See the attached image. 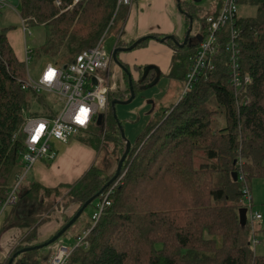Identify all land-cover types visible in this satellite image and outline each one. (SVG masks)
Instances as JSON below:
<instances>
[{
  "label": "trees",
  "instance_id": "trees-1",
  "mask_svg": "<svg viewBox=\"0 0 264 264\" xmlns=\"http://www.w3.org/2000/svg\"><path fill=\"white\" fill-rule=\"evenodd\" d=\"M55 1L20 0L21 18L25 24L50 28L58 42L74 45L73 59L97 45L117 8V0H84L72 9L68 8L73 0H61V7ZM240 2L257 7L256 17L238 21L241 64L244 72L253 78L248 89L249 103L238 105L236 90L228 79L224 48L223 57L215 60V69L206 71L207 78L201 79L147 135L132 143L122 169L124 176L110 197L111 206L104 209L90 232L89 248L75 249L67 264H264V255L255 254L249 245L248 222L245 227L240 224L242 186L233 176L240 156L245 161L243 169L249 185L252 178L264 177V0ZM180 6L195 18L198 9L194 3L181 1ZM119 15L126 21L128 9L120 8L115 20ZM185 23L187 32L190 25L187 17ZM161 38L155 34L148 40L160 43ZM147 41L136 49L146 46ZM135 42L118 46L130 47ZM164 44L182 55L181 62L173 64L169 77L180 74L184 80L197 45L180 49L171 40ZM135 67L132 84L136 95L157 83L153 84L151 74L142 80L141 69ZM126 68L130 72V66ZM25 77L26 64L17 58L7 30L3 29L0 32V204L21 174L19 161L24 144L19 131L29 96L45 102L43 96L22 90L20 81ZM125 79L128 80L127 76ZM126 95L111 94L109 101L114 97L129 99V90ZM212 100L224 109L222 129L214 127L216 112L207 107ZM109 113H114L111 106ZM118 132L122 138L120 128ZM88 134L91 137L83 138L82 143L100 157L98 133ZM120 137L108 135L113 150L103 148L102 163L92 165L68 188L69 205L78 208L55 234L114 177L116 169H110L113 164L117 168L126 148ZM198 150L208 155L210 165L195 168L194 153ZM41 190L46 196L60 192L58 188L52 190L40 184H34L30 191L35 194ZM35 198L29 196L24 201H39ZM45 204L44 200L39 202L40 211ZM40 211L26 225H36L35 233L18 245L4 264L19 250L44 243L31 244L37 238L35 217ZM34 252L37 254L39 250ZM34 254H22L13 264H43Z\"/></svg>",
  "mask_w": 264,
  "mask_h": 264
},
{
  "label": "rangeland",
  "instance_id": "rangeland-1",
  "mask_svg": "<svg viewBox=\"0 0 264 264\" xmlns=\"http://www.w3.org/2000/svg\"><path fill=\"white\" fill-rule=\"evenodd\" d=\"M181 1L194 3L196 5L198 11L195 15V18H193V31L191 35L193 37H202L205 31L203 29V25L206 23L207 18L213 15L215 10L220 8L221 0H201L197 1V3L193 2V0ZM7 2L9 6L0 9V32L3 29L7 30V36L11 44L14 45L21 62L25 60L26 48L33 52L31 54L29 63L26 64V77L29 73L32 78L38 79L48 64H57L58 67H63V64H67L72 61L76 49L74 45L68 42H58L48 27L25 24L21 18L22 6L20 0H7ZM238 13L239 18H254L257 16V7L248 3L240 2ZM115 19L116 18L113 16L104 34V45L106 52L109 55L112 54L118 45L123 44L124 39L121 38V33L125 31L124 24L126 21L121 15L118 16L117 20ZM143 37L145 36L140 38ZM162 37L164 38L165 36ZM140 38H136V40ZM127 39L131 41L132 38ZM147 42L149 44L146 45L147 47L144 46L134 49L133 51L121 53V56L123 58L127 57L130 59L138 55L139 52L141 55L143 50H146L144 56L142 57L144 59L139 61H141V63L142 61H145L144 64L147 66V68L155 67V65H157L156 62H158L157 59L162 54V51L160 49H154L150 46L152 42L157 43V41L148 40ZM161 44V46H164V48L172 49L168 44ZM173 51L174 50L172 49L171 52L173 55L169 62L171 66H173V64L180 63L182 58L181 53ZM183 93L184 81L181 79L179 74L168 78L164 77L157 85L146 88L142 92L137 93L136 98L131 104L117 105L115 109L117 119L115 118L114 113H109L107 115L106 127L104 128V131H102L98 126H95L90 131H88V133H92V131L97 132L98 136L100 137L101 151H98V154L101 155L100 157L97 155V152L94 149L82 143L81 140L83 138L88 139V137H91L87 132H84L82 134L76 135L67 144L58 143L56 147L58 148L59 156L55 161L49 162L40 160L38 164L36 163L32 170L29 171L27 176H25L26 171L21 168V177H24V181L22 183L23 188L27 187L31 189L34 184H39L41 182L49 183L46 181L45 176L56 178L58 181L63 183L59 195L46 196V193L43 190L39 191V193L33 194L34 197H36L35 199L39 200L36 201L38 204L41 200L46 201L44 208L35 217L38 220L36 223L38 225V229H36L37 238L36 241L33 242V245L45 242L51 238L63 226L65 220L74 214V211L77 207L69 205V201L66 198V195L68 194V188L81 179V177L86 173V171L90 169L92 165H98L102 163V157L105 156L103 153V148H107L108 151L113 150V142L109 143L107 136L109 135L113 138H119L120 135L118 129L120 128L119 124H121L125 133L124 141H130L134 144L139 137L147 135L149 129L152 126L160 122L165 115L167 116V112H169V110L172 109L174 105L176 106L178 104L179 100L183 96ZM41 96H43V99L45 100L44 103L29 96V104L26 110L28 117H45L49 111L48 107H50V109L55 114L60 112L62 105L55 95L45 93ZM126 96L127 95L125 94V97ZM114 99H116V97H114ZM114 99H111V102ZM212 101L213 102L207 105V107L216 112L214 114V127L217 129H222L225 127L224 109L223 107H220V105L215 100ZM24 139L25 136L22 134L21 140L24 141ZM121 139L123 140V138ZM92 150L94 151V155ZM211 163L212 161L208 158V155L205 152L202 150L195 151V168L198 169L202 165H210ZM19 164H21V161H19ZM115 169L116 167L113 164L110 170L114 171ZM250 185L252 189L251 195L253 198V204L250 205L248 202H246L243 196L241 203L243 207L248 209V237L251 240L257 239L256 241L258 243L256 247L251 246V248L255 254L264 255V177L252 178L250 180ZM17 196L18 202H20L19 191ZM95 203L96 201L93 203V205L89 206L83 215L68 229V231L63 236L62 241H65L64 238H67L68 236L76 235L77 233L82 234L84 231L88 230L87 228L92 227V214L95 210ZM12 209L13 208H8L0 218V253H3L4 251L3 244L8 242L13 246L15 241L18 243L21 242L23 239L22 235L27 233V230H24L25 228L19 225L17 219L18 217L15 213L11 215L9 220H6L11 214ZM256 212L262 215V221L251 220V214H255ZM61 213L64 214L62 216L64 220L60 228L55 231L53 230V232L51 227H49L50 231L48 230V233L45 232V234H42V236L39 235L41 228L43 230V227L47 225L48 219L46 220V218L54 216L59 217L62 215ZM35 227L36 225H33V229L29 237L35 233ZM57 244L58 242L53 244V246L45 247L39 250L37 254H34V251L29 253L34 254V257L43 261L46 254L49 253L51 255L53 253ZM8 258H6L2 264H4Z\"/></svg>",
  "mask_w": 264,
  "mask_h": 264
},
{
  "label": "built area",
  "instance_id": "built-area-1",
  "mask_svg": "<svg viewBox=\"0 0 264 264\" xmlns=\"http://www.w3.org/2000/svg\"><path fill=\"white\" fill-rule=\"evenodd\" d=\"M82 1L84 0H73L68 9ZM7 3V0H0V9L8 7ZM133 4L134 0H117L114 18L120 8H127L129 12ZM55 5L61 7V0H56ZM238 12L239 0H221L220 8L207 18L203 25L204 35L196 37L199 41L183 80L182 98L191 92L201 79L207 78L206 71L215 69V60L223 57L225 48L228 79L236 90L238 105L249 103L248 89L253 83V78L244 72L241 64ZM104 40L105 36L95 47L82 51L66 66L48 64L38 79L32 78L28 73L27 77L20 81L23 91L37 96L53 94L62 105L57 114L48 107L49 111L45 117H28L27 111H24V123L19 132L25 136L24 149L20 152L22 169L26 171L25 176L40 160L55 161L58 157L56 147L58 143L67 144L76 135L88 132L95 126L104 131L110 108L109 95L118 87L116 73L110 76L114 62L112 54L106 52ZM32 53L28 48L25 49V64L29 63ZM100 115L104 116L102 125H98ZM17 136L18 132L14 138ZM244 165V159L239 156L236 161L237 183L242 186L245 201L252 205L251 187L243 169ZM21 175L18 176L16 184L6 191V197L0 204V218L8 208H14L18 204L17 193L24 181ZM123 176L124 174L107 188L101 195L102 198L95 203L92 227L76 236L72 243L62 241L63 238L58 241L53 253L43 261V264H67L75 249L89 248L90 232L100 220L104 209L111 206L110 197ZM261 219L260 213L251 214L252 221ZM256 240H251L250 247L258 244Z\"/></svg>",
  "mask_w": 264,
  "mask_h": 264
},
{
  "label": "crops",
  "instance_id": "crops-1",
  "mask_svg": "<svg viewBox=\"0 0 264 264\" xmlns=\"http://www.w3.org/2000/svg\"><path fill=\"white\" fill-rule=\"evenodd\" d=\"M136 20H137V23H136ZM124 27H125V31L121 33V38H124L123 39L124 43H130V42L136 40V38H140L142 36H153L155 34L161 35V36L174 35L177 38L181 39L184 37V35L186 33L185 17L178 12L177 0H176V2H175V0H134V4H133L132 8L128 12ZM124 33H125V35H124ZM136 36H138V37H136ZM127 38H132V39H131V41H129ZM11 45L15 51L17 58L20 60V58L17 55V51H16L14 45L13 44H11ZM146 45H149V44L147 43ZM161 45L162 44L158 43V42L157 43L152 42L150 44V46L152 48L160 49L162 51V54L157 59L158 60V62H156L157 65H155V67H152V68H147V66L144 64L145 61H142V63L144 65L141 63V61H139V60L144 59L142 57L144 56V53L146 50H143L141 55L139 52L138 55H136L135 57L130 58V59H128L127 57H124V58L122 56L121 57H122L123 61H125V63H128L129 66L134 68L133 70H135V68H136L135 66L140 67V68H144V70L146 72H149L152 69L156 68V70H159L160 73L163 74V78L164 77L168 78L170 76V72L172 69V66L169 63L170 58L173 55L171 52L172 49L164 48V46H161ZM67 64H63V66H66ZM113 71H114V69H113ZM134 75H136V72H134ZM116 83L118 86L122 85L121 74H120V70L118 68H116ZM92 152L94 155L93 150H92ZM45 178H46V181L49 183L41 182V183H39L41 185V187L49 188L52 190L58 188L59 190H61V186L63 185V183L61 181H58V179H56V178H52V177L50 178V176H45ZM30 190L31 189H29L27 187L23 188V186L21 185V187L19 189L20 202H18V204H17L18 206L16 205L17 208L15 207V209H16L15 214L18 217L17 218L18 223L20 226L25 228L24 230H27V233L22 235L23 239L21 242L18 243L15 241L13 246L10 245V243H8V242L3 244V250L4 251H3V253H0V264H2L4 262V260L9 257V255L15 250V248L18 245L24 244L25 241L27 240V238H29V235H30L29 232L31 231L32 226L26 227L27 221L29 220L30 217L32 218L33 215L35 216L37 211H40L39 208H41V207H39V205L36 201H34V200L33 201H26V202L24 201V199L26 197L34 196ZM45 203H46V201L44 200V204ZM15 209H12L11 214L7 217L6 220L10 219V217L14 213ZM61 214L62 215L59 217H57V216L50 217V218L47 217L46 218V220L48 219L47 225H45L43 227V230L41 228L39 235L42 236V234H45V232L48 233L49 227H51L52 231L59 229L63 220H64L62 218V216L64 214L63 213H61ZM262 220H263V217L259 221H262ZM31 225H33V224H31ZM78 235H80V233H77L76 235L68 236L67 238H64V239L68 243H72L74 238H76V236H78ZM35 241L36 240H34L33 242H35ZM33 242L31 244H33ZM250 242H251V239H249V243ZM8 248H9V250H8ZM49 257H50V254L49 253L46 254L43 261H45Z\"/></svg>",
  "mask_w": 264,
  "mask_h": 264
},
{
  "label": "water",
  "instance_id": "water-1",
  "mask_svg": "<svg viewBox=\"0 0 264 264\" xmlns=\"http://www.w3.org/2000/svg\"><path fill=\"white\" fill-rule=\"evenodd\" d=\"M197 1H201V0H193V2L197 3ZM180 2L181 0H177V4H178V12L183 15L184 17H187L190 21V25L189 28L186 32V36L184 39L183 43H180L178 41V39L176 38V36L171 35V36H165L164 38H162L160 40L161 43H165L169 40H171L177 47H179L180 49H183L186 45L187 42L192 34L193 31V16L191 14H189L188 12L184 11L182 9V7L180 6ZM152 39L153 36H145L143 38H140L138 40H136V42L131 45L130 47H123V48H116L114 49V51L112 52V56H113V61L115 62V64H117L121 70H123V72L128 76L129 79V89H130V98L127 99L126 101L120 100L118 98L112 100L111 102V107L114 110V114H115V109L117 105H128L131 104L133 102V100L136 98L135 95V91L133 88V84H132V79H131V74L129 73L128 69L121 64V62L118 60L117 58V54L118 53H123V52H128V51H133L134 49H136L140 44H142L143 42L147 41L148 39ZM158 80L155 81L156 84ZM115 118L117 119V115L115 114ZM103 119L104 116L100 115L99 116V120H98V125H102L103 124ZM119 127L121 129V134H122V138L125 140V133L124 130L121 127V124H119ZM132 147V143L130 141H126V148L125 151L121 157V159L118 162L117 168H116V173L114 175V177L102 188V190L96 194V196L92 197L91 199H89L83 206L82 208H80V210L75 214V216H73V218L70 220V222L68 224H66V226H64L57 234H55L50 240H48L47 242H44L43 244H39L36 246H30V247H25L22 250H19L18 252H16L12 258H10L8 264H13L14 260L25 253H29L32 251H36V250H41L45 247L51 246L55 243H57L58 241H60L63 236L65 235V233L68 231V229L82 216V214L84 213V211L96 200L98 199L106 190L109 186H111L114 182H116L122 175V169L124 166V163L128 157V154L131 150ZM234 180L237 181V176L236 173H234ZM239 220H240V224L242 227H245L247 225L248 222V209L243 207L239 209Z\"/></svg>",
  "mask_w": 264,
  "mask_h": 264
},
{
  "label": "flooded vegetation",
  "instance_id": "flooded-vegetation-1",
  "mask_svg": "<svg viewBox=\"0 0 264 264\" xmlns=\"http://www.w3.org/2000/svg\"><path fill=\"white\" fill-rule=\"evenodd\" d=\"M185 36L186 35H184V37L183 38H181L182 39V41L184 42V39H185ZM192 36V35H191ZM181 39H179L178 38V40H179V42L180 43H183L182 41H181ZM198 39L196 38V37H194V38H189V40H188V42H187V45L185 46V47H190L191 45H198ZM184 47V48H185ZM117 48H123V47H120V46H118ZM124 53V52H123ZM117 58H118V60L121 62V64H123L124 66H126L127 67V65H129L128 63H125V61H123V59H122V57H121V53H118L117 54ZM114 62V61H113ZM116 68H118L119 70H120V74H121V80H122V85H119L118 87H117V89H116V91L115 92H112V93H110V95L111 94H122L124 97H125V94H126V92L129 90V92H130V89H129V79H128V76L123 72V70H121V68L117 65V64H115V62H114V65L112 66V70L110 71V76L112 77L113 76V74H114V72L116 73ZM140 68V67H139ZM113 69H114V71H113ZM130 74H131V79L133 78V76H134V68H132L131 66H130ZM141 70H140V75H141V78H142V80H145L146 78H149V76H150V74H151V77H152V82H154L155 83V81L156 80H158L156 83L158 84L159 83V81L160 80H162L163 79V74L162 73H160V71L159 70H156V68H154V69H152L151 71H149V72H146L145 70H144V68H140ZM129 71V70H128ZM125 76H127V81H126V79H125ZM132 81H133V79H132ZM156 84V85H157ZM109 95V96H110ZM120 100H126V99H120Z\"/></svg>",
  "mask_w": 264,
  "mask_h": 264
}]
</instances>
